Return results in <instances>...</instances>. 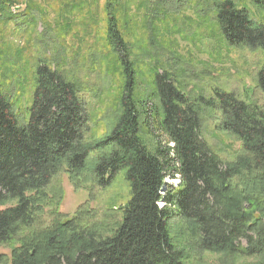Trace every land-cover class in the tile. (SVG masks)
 Listing matches in <instances>:
<instances>
[{"label": "trees", "instance_id": "16d2710c", "mask_svg": "<svg viewBox=\"0 0 264 264\" xmlns=\"http://www.w3.org/2000/svg\"><path fill=\"white\" fill-rule=\"evenodd\" d=\"M143 2L152 26L156 7ZM196 2L213 13L228 47L264 54V0H250L254 12L238 0ZM20 5L0 0V27L14 24L16 34L23 24L37 28ZM104 5L109 51L102 59L113 60L123 83L115 117L100 137L91 135L100 93L88 78L98 71L94 57L67 63L54 51L33 62L28 82L25 61L20 72L22 58L0 52V264H190L191 249L264 264V63L255 75L260 99L218 88L216 99L191 100L167 71L157 69L149 91L137 97L119 0ZM20 81L31 85L30 100L17 111L11 88ZM209 113L214 131L239 144L233 160L223 159L203 137ZM143 130L154 142L156 133L165 142L156 140L150 149ZM62 173L76 190L90 191L107 189L120 176L126 203L102 218L83 204L68 218L60 211ZM175 177L177 186L166 183ZM175 220L186 225L188 252L173 243L169 226Z\"/></svg>", "mask_w": 264, "mask_h": 264}, {"label": "rangeland", "instance_id": "374dc122", "mask_svg": "<svg viewBox=\"0 0 264 264\" xmlns=\"http://www.w3.org/2000/svg\"><path fill=\"white\" fill-rule=\"evenodd\" d=\"M19 1L21 10L29 11V21L35 19L37 22V28L23 24L19 27L22 31L16 34L14 29L17 26L13 24L6 26L11 27L13 31V34H8L5 32L8 28L0 27L1 31H4V35L0 36V52L4 48L7 49L6 58L11 55L18 56L16 60L22 58L21 63H17L20 72L24 70L22 64L24 65L25 61L29 71L24 72V77L28 82L31 81L29 67H32L33 62L37 58L47 59L53 56L54 51L59 52L62 55L61 60L63 58L62 61L67 63L75 59L83 62L88 57H94L98 71L92 70L94 74H88V78L92 84L96 83L100 93L99 98L93 102L91 135H104L115 117L123 83L119 73L113 71V60L102 59L109 51L105 43V0H88L85 4L80 3V6L78 3L71 5L73 1L78 0ZM143 1L145 0H119L120 29L130 45L134 61L137 97L149 91L153 71L157 69L159 73L167 71L191 100L196 101L201 96L208 101L216 99L214 91L218 88L233 92L242 99L261 98L254 86L256 72L264 63L263 53L247 48L228 47L219 32L213 13L207 11L204 6L201 8L197 5L196 0H150V6L156 7L152 26L146 24L145 18L149 13L144 8ZM154 1L159 4H152ZM238 1L242 5L246 4L250 11H255L250 0ZM35 31L39 33H34ZM44 43L47 45L44 46ZM62 61L60 62L64 64ZM22 75L21 73L20 76ZM21 81L19 86L14 82L11 88L17 111L23 108L24 102L30 100L31 85ZM90 101L92 98L88 97V102ZM209 115L211 117H204L203 137L223 159L233 160L239 153V144L215 132V116L212 113ZM155 136L158 142H165L159 133ZM142 138L148 147L153 149L156 140L154 142L146 130L142 131ZM58 179L63 188L60 211L68 218L83 204L94 211L97 217L102 218L109 209H116L126 203L128 188L120 176L107 189L98 187L91 191L87 187L76 190L64 173L60 174ZM166 183L177 186L178 178L175 177L173 181L166 180ZM169 230L174 245L187 250L191 239L186 225L175 220L170 223ZM242 245L245 243L242 242ZM188 256L190 264H253L256 261L255 258L232 257L223 253H201L195 249H191Z\"/></svg>", "mask_w": 264, "mask_h": 264}]
</instances>
